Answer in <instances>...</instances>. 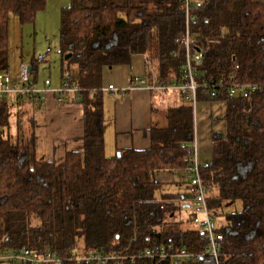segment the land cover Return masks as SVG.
I'll return each mask as SVG.
<instances>
[{
    "label": "trees",
    "instance_id": "obj_1",
    "mask_svg": "<svg viewBox=\"0 0 264 264\" xmlns=\"http://www.w3.org/2000/svg\"><path fill=\"white\" fill-rule=\"evenodd\" d=\"M45 6L46 0H0L1 72L9 66L11 15L31 23ZM192 12V32L208 47L198 83L210 77L227 83L231 74L238 82L264 83V2L196 0ZM184 27L182 0H71L62 10L63 81L81 88L84 146L60 163L39 159L34 116L16 110L11 134L13 105L0 100V252L52 250L65 257L62 264H79L73 252L107 250L117 235L132 253L169 245L205 252L198 230L178 217V204L170 195L157 197L156 173L187 168L182 144L195 138L194 104L177 90L159 88L181 79L184 58L173 51ZM135 55L147 59L142 81L175 99L162 108V123L152 125L149 148L107 155L103 73ZM197 99L226 103V130L213 133L212 159L200 166L209 206L242 202L218 229L221 264H264V90L244 98L225 88L215 96L201 89ZM212 263L203 256L189 264ZM124 264L171 263L139 258Z\"/></svg>",
    "mask_w": 264,
    "mask_h": 264
},
{
    "label": "crops",
    "instance_id": "obj_2",
    "mask_svg": "<svg viewBox=\"0 0 264 264\" xmlns=\"http://www.w3.org/2000/svg\"><path fill=\"white\" fill-rule=\"evenodd\" d=\"M264 2V0H254ZM71 0H46L34 22L22 24L12 14L9 23V66L0 71V90L6 86L13 88L19 80L20 65L28 63L34 86L43 90L44 100L16 104L17 98L7 94L5 99L14 110L26 109L35 119L36 150L41 160L60 163L69 151L82 150L84 146V106L81 102H70L71 93H66L67 101L59 102L57 91L63 83L62 57L60 51L61 13ZM148 70L144 55H135L129 64L105 68L103 73L105 106V146L107 155L117 150L135 148L147 149L151 146V128L156 121L162 123V108L174 102V97L157 95L142 81ZM141 82L135 84L134 79ZM51 85H46V80ZM113 85L116 90L107 88ZM4 100V98H0ZM226 103L223 100H199L194 108L195 137L199 145V161L208 164L212 159V135L226 130ZM11 134H15L16 130ZM163 192L178 204V217H189L192 224L194 210V190L189 184L186 168L163 170L156 173ZM157 197L160 198L161 197ZM242 209V202L224 201L212 208L218 229L226 222V214ZM190 210H192L191 214ZM0 264H21L3 260Z\"/></svg>",
    "mask_w": 264,
    "mask_h": 264
},
{
    "label": "built area",
    "instance_id": "obj_3",
    "mask_svg": "<svg viewBox=\"0 0 264 264\" xmlns=\"http://www.w3.org/2000/svg\"><path fill=\"white\" fill-rule=\"evenodd\" d=\"M182 1L185 7V27L179 36L178 48L173 51L174 55L184 58L180 69L181 79L174 81L171 85L159 86V88L179 91L194 104V108L198 102L197 98L201 89L210 96H215L217 90L225 88L229 96L244 98L258 91H263L264 83L238 82L234 74L230 75L227 83L223 78L218 81L214 77H210L201 84L197 82V68L202 65L208 47L198 35L192 32V27L197 22V17L192 12L196 0ZM134 82L138 84L141 79L137 77ZM45 83L48 86L51 85V81L48 79ZM107 90L115 91L116 88L110 85ZM56 91L59 102L67 101L66 93L72 94L70 102L78 103L81 101V88L77 82L63 81ZM7 94L16 96L15 105H18L20 100L28 96L31 101L39 103H42L45 98L43 90L36 88L32 82L31 68L28 63L20 65L19 80L13 88L4 86L0 90V98H5ZM92 96H94V92H92ZM182 148L189 157V166L186 170L189 184L194 190V214L191 221L198 230L200 239L207 244L205 252L195 253L185 247L169 245L153 246L132 253L120 243L119 238L115 237L109 249L94 250L88 253L76 251L72 253L71 259L76 260L79 264H124L127 260L134 261L139 258L169 260L171 264H189L198 261L200 257L209 256L213 260L212 264H221L220 254L224 236L215 225L214 213L208 203V185L201 176L197 138L195 137L192 142L183 143ZM3 260L20 262L21 264H62L65 257L52 250L43 252L8 250L0 252V262Z\"/></svg>",
    "mask_w": 264,
    "mask_h": 264
},
{
    "label": "rangeland",
    "instance_id": "obj_4",
    "mask_svg": "<svg viewBox=\"0 0 264 264\" xmlns=\"http://www.w3.org/2000/svg\"><path fill=\"white\" fill-rule=\"evenodd\" d=\"M11 129H12V131H14V130H16V122H17V117H16V110H14V109H12V111H11ZM161 192H163V189H159L158 191H157V194H158V196H160L161 194ZM191 212V214H193L194 213V210H193V213H192V210H190ZM184 221L186 222V223H189V217L187 218V219H184ZM190 225V224H189ZM191 226V225H190Z\"/></svg>",
    "mask_w": 264,
    "mask_h": 264
},
{
    "label": "water",
    "instance_id": "obj_5",
    "mask_svg": "<svg viewBox=\"0 0 264 264\" xmlns=\"http://www.w3.org/2000/svg\"><path fill=\"white\" fill-rule=\"evenodd\" d=\"M68 57H70V55H68V56H67V58H68ZM116 237H117V238H119V236H118V235H117Z\"/></svg>",
    "mask_w": 264,
    "mask_h": 264
}]
</instances>
